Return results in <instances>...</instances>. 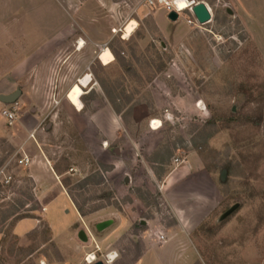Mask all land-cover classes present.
I'll return each instance as SVG.
<instances>
[{
  "label": "rangeland",
  "instance_id": "rangeland-1",
  "mask_svg": "<svg viewBox=\"0 0 264 264\" xmlns=\"http://www.w3.org/2000/svg\"><path fill=\"white\" fill-rule=\"evenodd\" d=\"M154 1L0 0V264H264V0Z\"/></svg>",
  "mask_w": 264,
  "mask_h": 264
},
{
  "label": "water",
  "instance_id": "water-1",
  "mask_svg": "<svg viewBox=\"0 0 264 264\" xmlns=\"http://www.w3.org/2000/svg\"><path fill=\"white\" fill-rule=\"evenodd\" d=\"M192 13L194 15V17L196 18L197 22L201 25H205L210 23L211 19H212V15L210 13V10L208 9V7L204 4V3H198L195 6L192 7ZM180 18V14H178L175 11H172L168 14V19L171 22H177ZM22 96V90L18 89L17 91H15L12 94L9 95H0V102L3 103L4 105H14L17 104L19 98ZM226 175L227 172L223 171L221 174V181L225 182L226 180ZM113 225V221L109 220L103 223H100L97 226V230L99 232H103L106 229H108L109 227H111ZM79 239L82 242H88V237L87 234L84 231H81L79 233ZM95 264H104L103 261H98Z\"/></svg>",
  "mask_w": 264,
  "mask_h": 264
},
{
  "label": "crops",
  "instance_id": "crops-1",
  "mask_svg": "<svg viewBox=\"0 0 264 264\" xmlns=\"http://www.w3.org/2000/svg\"><path fill=\"white\" fill-rule=\"evenodd\" d=\"M12 1V0H10ZM11 26L13 27L14 26V23H11ZM27 130H28V135L29 136V139H31L33 137L32 135V131L33 129L31 128H28L26 127ZM32 163H33V159H32ZM32 164H30L29 166H31ZM52 170V173L55 174V172ZM181 222V231L186 233L187 232V229H188V223H187V220L185 221H180ZM181 245H183V247H185V252L184 254H182L180 251H178L177 249V244L178 243ZM186 244V245H185ZM187 241L183 238V237H180V238H174L172 240H165L164 243L162 244V246L160 247V250L162 252V256H163V259L158 261V264H165V262H169L168 264H188V261H189V254H188V250H189V244L187 245ZM153 245L152 247H150V249H148V252L140 259L139 262H137V264H140L142 261H144L150 253H152V251H154L155 249H153ZM167 260V261H165Z\"/></svg>",
  "mask_w": 264,
  "mask_h": 264
},
{
  "label": "built area",
  "instance_id": "built-area-1",
  "mask_svg": "<svg viewBox=\"0 0 264 264\" xmlns=\"http://www.w3.org/2000/svg\"><path fill=\"white\" fill-rule=\"evenodd\" d=\"M149 3L152 5L155 4V1L154 0H148ZM163 0H159V3L162 4V3H165L169 10L171 9H174L173 11L177 12L174 8V6L167 2L166 0H164L165 2H162ZM196 4H193V6H195ZM191 6V11H192V7ZM172 12V11H171ZM178 14H181L180 12H177ZM16 105H9V106H6L5 109L3 110L2 112V115L4 118H6L7 122L9 125H12L14 123V121L17 119V113H16ZM18 165L21 166V167H28L31 163H32V159L31 157L26 153L24 152L23 150L21 151V155H20V158L18 159L17 161ZM0 177H3L4 178V182L9 185L12 181V176H10L9 174L6 173V167L1 169L0 170ZM162 240H164V237H162ZM109 257L110 255L106 256L105 260H104V264H112V263H109ZM90 258H92L90 260ZM86 262L87 264H95L98 262V258L95 254H92V255H89L88 256V259H86Z\"/></svg>",
  "mask_w": 264,
  "mask_h": 264
},
{
  "label": "bare ground",
  "instance_id": "bare-ground-1",
  "mask_svg": "<svg viewBox=\"0 0 264 264\" xmlns=\"http://www.w3.org/2000/svg\"><path fill=\"white\" fill-rule=\"evenodd\" d=\"M162 2H165L164 0ZM175 10L177 12H180V13H183L185 12L186 10H188L192 4L190 3V1L188 0H173L172 3H171ZM136 27H137V24L136 22H132L126 29H125V35L128 36V37H131L132 34H134L135 30H136ZM84 42L83 41H80V49H82L84 47ZM103 62H107V60H104ZM92 83V78L90 75L86 76L85 78H82L79 82L80 86L83 88V89H88L90 87ZM116 256L114 254L110 255L109 257V263H112L114 262ZM92 258H90L91 260Z\"/></svg>",
  "mask_w": 264,
  "mask_h": 264
}]
</instances>
